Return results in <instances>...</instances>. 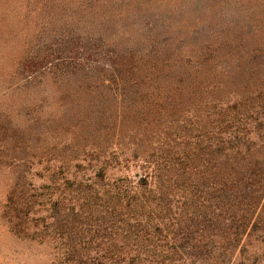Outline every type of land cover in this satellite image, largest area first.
<instances>
[{
	"label": "rangeland",
	"instance_id": "obj_1",
	"mask_svg": "<svg viewBox=\"0 0 264 264\" xmlns=\"http://www.w3.org/2000/svg\"><path fill=\"white\" fill-rule=\"evenodd\" d=\"M137 15L123 41L166 47L145 82L23 80L11 74L38 40L35 17L0 0V264H264V191L239 196L258 205L237 248L229 237L243 160L225 138L249 130L260 164L245 182L264 184V0H149ZM13 190L31 197L14 219L25 233L11 228ZM66 217L48 241L43 218Z\"/></svg>",
	"mask_w": 264,
	"mask_h": 264
},
{
	"label": "trees",
	"instance_id": "obj_2",
	"mask_svg": "<svg viewBox=\"0 0 264 264\" xmlns=\"http://www.w3.org/2000/svg\"><path fill=\"white\" fill-rule=\"evenodd\" d=\"M148 3L149 0H26V11L35 17L38 40L28 46L25 56L17 62L16 69L11 74L12 78L20 75L21 79L30 80L38 74L44 77L51 74L62 80L80 77L84 80L105 82L112 79L118 86L128 80L139 84L145 82L158 63L157 59L152 61V53L160 56L166 47L162 46L155 52L150 51L154 41L148 37L149 39H146L149 42H146L145 46L143 44L144 48L136 53L134 42L123 40H128L124 20L138 16L137 11L147 7ZM141 29L149 32L153 30V26L147 25L143 28L141 24ZM170 59L169 56L168 60ZM230 131L225 136L226 139L234 142L230 151L243 160L239 164L240 161L235 158L236 161L229 172V176L233 178L229 194H234L236 200L235 223L229 226L228 233L234 243L233 246L237 248L241 238L251 229L249 228L251 216L258 205V199L253 202L249 199V203L243 204L239 196L248 191L260 196L264 191V184L260 183L252 187L245 182L256 176L255 171L249 166L260 164L256 151L250 152L243 148L249 139V130L243 132L234 126ZM219 142L221 147L224 140L220 138ZM221 151L224 150L221 148ZM146 168L149 169L145 173L148 178L154 177L158 172V168L154 165L148 164ZM174 170V167H168L163 172L171 173ZM104 174V168H100L96 177L101 178ZM47 181L51 183L53 178L48 177ZM15 193L13 190L9 194L6 209L10 212L11 228L25 233L27 226L23 224L21 228L17 227L18 223L14 219H20V213L25 208L32 207L31 197L27 193L23 196H17ZM43 219L48 224L45 236L50 242L56 238L57 227L65 226L69 221V217H66L56 225L55 220L48 222ZM65 262L111 264L107 260H65Z\"/></svg>",
	"mask_w": 264,
	"mask_h": 264
}]
</instances>
